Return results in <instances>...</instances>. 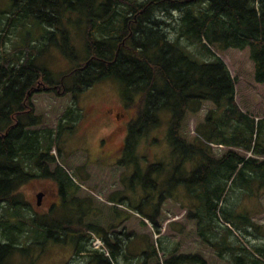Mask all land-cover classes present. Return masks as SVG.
Masks as SVG:
<instances>
[{
  "label": "trees",
  "instance_id": "trees-1",
  "mask_svg": "<svg viewBox=\"0 0 264 264\" xmlns=\"http://www.w3.org/2000/svg\"><path fill=\"white\" fill-rule=\"evenodd\" d=\"M6 13L5 22L0 15L1 41L6 31L20 29L23 44L9 53L0 51V264L9 263L22 245L28 247L40 238L71 242L75 253L86 258L85 264H206L201 254H175L176 248L167 250L170 257L162 262L158 259L160 247L165 250L162 244H149L148 251L135 255V263L126 251L132 234L127 240L126 233H112L93 223L84 226L83 233L81 224L91 213L93 201L74 197L70 175L51 153L82 113L69 107L55 131L27 128L42 121L35 113L34 94L76 96L110 77L121 83L124 96L138 94L131 104L127 159L134 157L132 151L148 132L162 123V114L170 116L165 138L175 161L171 177L157 201L153 195L143 197L133 210L160 233L161 202L182 193L185 199L179 201H188L183 206L186 216L197 221L200 238L219 256H229L233 264H264V245L247 246L249 237L264 236L262 226L250 210L239 209L241 203L232 196L240 191L241 196L261 198L264 160L235 150L218 156L212 145L264 155V122L241 109L236 100L237 77L212 48H248L254 79L264 83V0H12V9ZM74 31L83 41V61L56 82L38 63L39 54L49 45L58 46L65 56L78 60L81 50ZM206 101L215 108L196 126L198 135L189 138L184 134L188 114L199 112ZM145 144L150 153L151 144ZM52 163L56 165L50 171ZM34 168L40 176L49 174L58 182L60 195L78 207L72 218L60 213L52 220L39 214L21 219L27 202L18 192L20 177L38 176ZM178 185L177 195L173 190ZM93 233L107 249L92 246ZM154 258L157 261L151 263Z\"/></svg>",
  "mask_w": 264,
  "mask_h": 264
},
{
  "label": "rangeland",
  "instance_id": "rangeland-1",
  "mask_svg": "<svg viewBox=\"0 0 264 264\" xmlns=\"http://www.w3.org/2000/svg\"><path fill=\"white\" fill-rule=\"evenodd\" d=\"M11 9L12 0H0V15L3 16L4 22L6 20V12ZM168 20L170 21V16ZM29 23L32 22L30 21ZM73 29L78 30L77 28ZM13 31H6V37L3 41L0 39V51L9 53L15 47L23 44L20 29ZM35 33H37L36 29ZM73 35L79 36L75 31ZM60 41L62 40L60 39ZM77 44L81 50L78 60L65 56L58 46L49 45L39 54L38 63L43 64L50 71V76L54 81L61 80L64 73L83 61L82 54L85 53L80 36ZM212 48L223 58L232 76L237 77L235 86L236 100L241 109L256 119L263 117L262 120L264 121V83H258L254 79V63L250 58L249 49L228 48L219 50L216 47ZM191 49L199 52L198 47H192ZM199 57L206 58L207 56L200 55ZM132 99L137 100L138 94L129 93L127 96H124L121 83L111 77L95 83L76 96L67 94L58 97L52 92H42L36 93L32 97V102L36 109L35 113L42 117L41 123L36 127L39 129L49 128L54 131L57 130L59 120L65 116V113L71 106L77 107V111L82 114L89 111L88 109L91 111L90 119L82 124L81 132L83 131L87 136V142H90L91 151L94 154L88 156L86 152L75 151L73 146H70L68 150L70 158L66 160L59 159L60 163L71 173L74 181L76 180L80 183L82 194H87L93 201L91 213L85 216L81 224L84 228L83 233L86 234L84 226L93 223L99 227L103 226L109 232L112 230V233H126L127 240L128 235L132 234L131 239L128 240L126 251L135 263L137 262L135 255L148 251L149 244H155L156 246H161L162 244L165 250L160 247L158 251V259L162 262L170 257V252L168 251L176 248L175 254L196 252L205 257L209 261V264H231L230 262L232 261L230 259L224 263L222 260L216 258L215 252L212 251L214 249L202 241L198 234L197 221L186 216L187 210L183 206L187 205L188 201H179L185 199L182 193L181 196H176L175 199H167L161 202L157 215L161 227L160 233L155 231L153 224L147 218H144L142 214L133 210L143 197H152L151 195H153V200L157 201L160 192L165 189L166 180L171 177V164H174L175 161L172 158L171 148L165 138L170 117L168 116V112L162 114V123L156 129L154 128L148 132L147 138H151V140L144 137L145 139L141 141L140 145L132 151L133 156L136 158L130 157L125 164L115 163L112 165L105 164L102 161H97V163L93 161V159L96 160L95 154L97 153L96 150L99 149V139L103 136L108 126H115L117 123L120 125L122 123L118 129V136H121L125 132V124L121 121L128 119L127 123L130 122V116L134 110V107L131 105ZM213 108L215 106L211 102L206 101L202 104L199 112H190L184 126V134L189 138L198 135L196 126L205 120L208 111ZM106 110L108 111L106 112ZM118 113H120L119 118L116 119V114ZM82 114L81 117L83 116ZM145 140L151 144L150 153L148 148H144L147 142ZM213 148L215 154L218 156L224 154L227 150H235L246 156H255L260 160H264V155H254L252 151L241 147L213 144ZM54 150L56 149L54 148ZM143 153L146 155H143ZM54 154L56 155L57 153L54 152ZM55 165L53 163L49 165L50 171L55 169ZM151 168L157 169L151 170ZM33 173L39 176H36L32 181L21 187L22 198L27 202V205L24 207L25 209L21 210L23 216L21 219L25 220L31 214H38L36 213L35 192L45 186V181H43L44 179L36 168H34ZM150 182H155V186H151ZM180 189L181 187L178 185L177 189L173 190V193L178 195ZM232 196L234 197L233 201L238 200L241 203V210L259 211L253 216V219L255 222L261 224V231L264 232V193L261 198L241 196L240 191H237ZM81 197L82 199L86 198L84 196ZM50 199H52V195L48 193L47 200L43 204L44 207L50 205ZM54 207L56 208L54 216H58L61 213L60 206L55 205ZM148 207L146 206L145 211L148 210ZM77 208L68 199L63 208L64 214L72 218V215L77 212ZM95 214L98 215L96 216ZM111 224H118V227L111 229ZM257 237H249L250 242H248L247 246L252 248V245H264V236L259 235ZM23 238L21 237V239ZM98 240L100 239L98 238ZM94 241L95 238L92 237L91 244L97 248L94 245ZM246 241L248 240L246 239ZM22 247L23 250L18 251L14 259L7 264L86 263V258L83 255L75 253V247L71 242L59 243L47 240L46 238H40L38 243L34 242V244L28 247L26 245H22ZM101 248L107 249L105 245ZM156 261L157 259L154 258L150 262L155 263Z\"/></svg>",
  "mask_w": 264,
  "mask_h": 264
},
{
  "label": "flooded vegetation",
  "instance_id": "flooded-vegetation-1",
  "mask_svg": "<svg viewBox=\"0 0 264 264\" xmlns=\"http://www.w3.org/2000/svg\"><path fill=\"white\" fill-rule=\"evenodd\" d=\"M89 111H86L82 117L77 121L75 127L73 130H66L63 132V135L61 137V140L55 144V149L54 152L57 153L56 159L57 162L59 163V159H69L70 158V153L68 152L69 147L73 146L75 151H82L86 152L88 156L91 154V156L94 154L92 153V147H90V142H87V136L81 132V127L84 122H87L90 119V109ZM108 110H106L107 112ZM121 113V112H120ZM116 114V119L119 118V114ZM111 115V114H109ZM16 121V120H15ZM125 124V132L121 135L118 136V129L121 127V124L119 123L115 124V126H108L107 130L103 133V136L99 139V149L96 150L95 154V159H93L94 162L97 163V161H102L105 164H122L124 161H127V157L129 154L128 149L126 147V139L128 135V119L126 121L122 120ZM36 125H30L27 126V128L34 129L36 128ZM66 132H68L66 135H64ZM61 146V148H60ZM53 151V150H52ZM51 153H54L52 152ZM74 151V152H75ZM89 152V153H88ZM92 159V158H91ZM39 176V175H38ZM45 181V186L38 189L35 192V199H36V213L38 214H45L47 215V219L52 220L54 218V211L56 206H60V211L62 214H64V207H61L63 203L66 202L67 199L63 198L60 195V188L58 185V182L54 181L49 174L45 176H41ZM34 178H36V175H30L27 179H23V177H20V180L22 181V184L18 188V192L22 194V186L26 183H29L32 181ZM41 180V178H40ZM42 181V180H41ZM69 183L71 186V190L75 192L74 197L77 199H82L81 196H84L86 198L83 199H89L90 197L87 194H82L81 192V185L78 181H74V179L70 176L69 178ZM39 192L43 193L42 198L39 200L37 197V194ZM69 192V190H68ZM71 192V191H70ZM48 193L52 195V199L49 200L50 205L49 206H43L44 201L47 200ZM47 240L54 241L53 238H47Z\"/></svg>",
  "mask_w": 264,
  "mask_h": 264
},
{
  "label": "crops",
  "instance_id": "crops-1",
  "mask_svg": "<svg viewBox=\"0 0 264 264\" xmlns=\"http://www.w3.org/2000/svg\"><path fill=\"white\" fill-rule=\"evenodd\" d=\"M263 118V117H262ZM262 118L260 119V120H262ZM256 120H259V119H256ZM264 122V121H263ZM220 145V144H219ZM222 145V144H221ZM224 146V145H223ZM238 206H239V204H238ZM239 209H241V207H239ZM252 212V211H251ZM259 211H254V212H252V215L253 216H255L257 213H258ZM254 218V217H253ZM119 223V222H118ZM208 245V244H207ZM209 246V245H208ZM209 247H211V246H209ZM212 248V247H211ZM214 249V248H213ZM212 251H214L215 252V256H216V258H218V259H220V260H222L224 263H226V261H229V256H226V257H221V256H219L218 255V252L214 249V250H212ZM205 258V257H204ZM206 259V258H205ZM231 264H232V262H230ZM206 264H209V261L206 259Z\"/></svg>",
  "mask_w": 264,
  "mask_h": 264
},
{
  "label": "built area",
  "instance_id": "built-area-1",
  "mask_svg": "<svg viewBox=\"0 0 264 264\" xmlns=\"http://www.w3.org/2000/svg\"><path fill=\"white\" fill-rule=\"evenodd\" d=\"M94 245L97 246V248H98L102 245V242L100 240H98L97 237H95Z\"/></svg>",
  "mask_w": 264,
  "mask_h": 264
},
{
  "label": "water",
  "instance_id": "water-1",
  "mask_svg": "<svg viewBox=\"0 0 264 264\" xmlns=\"http://www.w3.org/2000/svg\"><path fill=\"white\" fill-rule=\"evenodd\" d=\"M42 196H43V193H42V192H39V193L37 194V197H38L39 200L42 198Z\"/></svg>",
  "mask_w": 264,
  "mask_h": 264
}]
</instances>
